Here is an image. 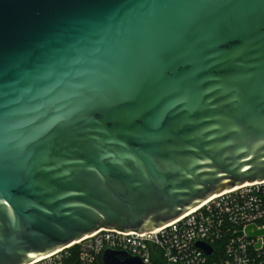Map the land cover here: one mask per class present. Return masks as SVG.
Wrapping results in <instances>:
<instances>
[{"label":"water","instance_id":"water-1","mask_svg":"<svg viewBox=\"0 0 264 264\" xmlns=\"http://www.w3.org/2000/svg\"><path fill=\"white\" fill-rule=\"evenodd\" d=\"M263 180L264 0H0V264Z\"/></svg>","mask_w":264,"mask_h":264},{"label":"built area","instance_id":"built-area-1","mask_svg":"<svg viewBox=\"0 0 264 264\" xmlns=\"http://www.w3.org/2000/svg\"><path fill=\"white\" fill-rule=\"evenodd\" d=\"M106 249L126 251L143 264H264V180L214 194L156 229L101 227L26 264H65L74 250L79 264H105Z\"/></svg>","mask_w":264,"mask_h":264},{"label":"trees","instance_id":"trees-1","mask_svg":"<svg viewBox=\"0 0 264 264\" xmlns=\"http://www.w3.org/2000/svg\"><path fill=\"white\" fill-rule=\"evenodd\" d=\"M65 264H79V257H78L77 250H74L72 257L67 259Z\"/></svg>","mask_w":264,"mask_h":264}]
</instances>
